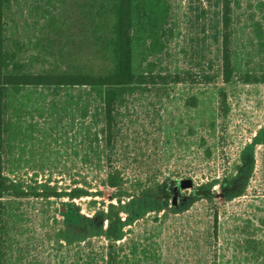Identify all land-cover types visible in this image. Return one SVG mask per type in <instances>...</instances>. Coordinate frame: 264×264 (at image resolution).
<instances>
[{
  "label": "rangeland",
  "instance_id": "rangeland-1",
  "mask_svg": "<svg viewBox=\"0 0 264 264\" xmlns=\"http://www.w3.org/2000/svg\"><path fill=\"white\" fill-rule=\"evenodd\" d=\"M112 1L12 0L3 33L16 69L113 71ZM213 3L132 0V71L185 78L128 91L117 143L121 160L116 156L112 164L130 179L170 180L167 197L118 201L99 185L106 165L95 91L8 88L0 264H107L108 240L84 237L79 217L101 222L110 202L120 206L122 234L112 248L114 264H264V82L241 81L245 72L264 74V0H232L229 82L221 77L220 45L212 37ZM204 74L212 79L204 81ZM182 179L192 181L187 191ZM73 188L102 193L57 194ZM40 191L50 196H34ZM200 191L212 201L198 199ZM214 210L218 234L210 237Z\"/></svg>",
  "mask_w": 264,
  "mask_h": 264
},
{
  "label": "trees",
  "instance_id": "trees-1",
  "mask_svg": "<svg viewBox=\"0 0 264 264\" xmlns=\"http://www.w3.org/2000/svg\"><path fill=\"white\" fill-rule=\"evenodd\" d=\"M12 0H0V200L6 194L4 191V178L2 177V149L5 141V128L7 116V90L16 86H46V87H75L84 86L96 92L98 103L94 111V116L100 124L101 159L104 160L106 171L99 185L103 188L111 189V196L120 201L125 197H158L169 196L172 192V183L166 179L161 183L152 182L150 176L145 179L138 177L130 179L122 168L112 164L114 157L121 160L117 153L118 140L121 135L122 108L126 105L128 91H151L157 89L159 85L178 83L184 80L185 76L179 72H157L146 70L139 73L132 71L131 64V7L132 0H113L112 10H114L115 25V66L114 70L103 75L92 74L81 70L74 71H18L17 62L14 60L15 54L10 52L5 45L4 36V16L9 10ZM211 1V0H209ZM214 31L212 37L220 45L221 77L223 81H231L234 71L232 66L231 53V21H232V0H214ZM204 13V11H203ZM191 76L190 73H187ZM192 77V76H191ZM190 77V78H191ZM204 81H210L212 76L204 74ZM192 82L197 79L192 78ZM244 83L264 82V74L245 72L241 76ZM135 89V90H134ZM102 193L100 189L88 191L84 188H73L69 191H60V196L70 199L86 196H98ZM11 194V193H10ZM31 194V193H30ZM34 196H44L48 198V192L40 191L33 193ZM196 197L205 198L207 202L212 201L209 192L200 191ZM2 206V201H0ZM120 206L114 202L107 203L106 210L101 222L98 216L88 218L79 217L83 221L84 237H106L107 264L113 263L112 248L122 237L120 233L121 219L119 215ZM63 212V211H62ZM66 213V212H65ZM98 231H94V226ZM4 225H0L2 230ZM92 229V230H91ZM89 230V231H88ZM93 231L95 234H91ZM64 231H59L62 234ZM210 237H217V210H214L213 221L208 228ZM88 234V235H87Z\"/></svg>",
  "mask_w": 264,
  "mask_h": 264
},
{
  "label": "water",
  "instance_id": "water-1",
  "mask_svg": "<svg viewBox=\"0 0 264 264\" xmlns=\"http://www.w3.org/2000/svg\"><path fill=\"white\" fill-rule=\"evenodd\" d=\"M179 186L183 188L185 191H187L188 188L192 186V181L191 179H182L179 181ZM172 203L174 204L176 203V198L172 199Z\"/></svg>",
  "mask_w": 264,
  "mask_h": 264
}]
</instances>
